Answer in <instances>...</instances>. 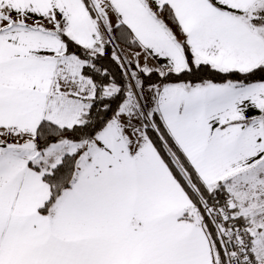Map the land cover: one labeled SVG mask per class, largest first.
Segmentation results:
<instances>
[{"label": "snow or ice", "instance_id": "6c2138e0", "mask_svg": "<svg viewBox=\"0 0 264 264\" xmlns=\"http://www.w3.org/2000/svg\"><path fill=\"white\" fill-rule=\"evenodd\" d=\"M0 264H264V0H0Z\"/></svg>", "mask_w": 264, "mask_h": 264}]
</instances>
